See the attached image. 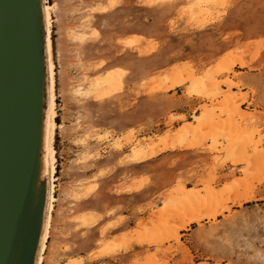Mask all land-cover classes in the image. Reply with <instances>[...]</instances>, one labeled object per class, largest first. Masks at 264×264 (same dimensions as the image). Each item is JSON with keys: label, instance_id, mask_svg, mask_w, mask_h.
Listing matches in <instances>:
<instances>
[{"label": "rangeland", "instance_id": "1", "mask_svg": "<svg viewBox=\"0 0 264 264\" xmlns=\"http://www.w3.org/2000/svg\"><path fill=\"white\" fill-rule=\"evenodd\" d=\"M45 2L33 263L264 264V0Z\"/></svg>", "mask_w": 264, "mask_h": 264}, {"label": "water", "instance_id": "2", "mask_svg": "<svg viewBox=\"0 0 264 264\" xmlns=\"http://www.w3.org/2000/svg\"><path fill=\"white\" fill-rule=\"evenodd\" d=\"M41 21L33 0H0V264L19 230L36 155L39 108L43 115ZM42 191L41 182L18 264H34Z\"/></svg>", "mask_w": 264, "mask_h": 264}, {"label": "bare ground", "instance_id": "3", "mask_svg": "<svg viewBox=\"0 0 264 264\" xmlns=\"http://www.w3.org/2000/svg\"><path fill=\"white\" fill-rule=\"evenodd\" d=\"M200 1V0H199ZM220 1V0H219ZM33 4H34V8H36V10L38 11L39 15L41 16L42 18V21L41 22H44L47 29L49 30V23H50V11H49V6L48 4L45 2V0H33ZM215 9V8H214ZM205 12V11H204ZM44 26V25H42ZM48 33V32H47ZM49 41V40H48ZM49 43V42H48ZM49 45V44H48ZM49 47V46H48ZM243 62V61H242ZM50 63V62H49ZM53 64V63H52ZM52 64H51V67H52ZM50 65V64H49ZM50 67V68H51ZM111 72V71H109ZM53 72H51L52 74ZM108 72H106L107 74ZM50 74V75H51ZM107 76V75H106ZM114 76V75H113ZM199 77V76H198ZM113 78V77H112ZM107 79V78H106ZM166 80V79H165ZM188 80V79H187ZM209 80V79H208ZM225 81H230L231 79L229 77H225L224 78ZM104 80L101 79H95L94 81V84L97 86V85H100L99 83L102 82ZM109 80H105V82L108 84ZM118 82V81H117ZM205 82V81H204ZM209 82V81H208ZM112 83V82H111ZM173 83V82H172ZM52 84V83H51ZM110 84V83H109ZM89 85H90V82H89ZM52 86V85H51ZM93 86V85H92ZM51 89V88H50ZM53 89V88H52ZM51 91V90H50ZM191 93V92H190ZM214 96V95H213ZM226 100V99H225ZM229 100V99H228ZM227 100V101H228ZM229 102H231L229 100ZM39 104H41V90L39 92ZM48 104V103H47ZM54 104H55V100H54V93L53 91L50 93V98H49V111H50V114L49 115H46V116H43L41 114L42 110L41 108H39V116H38V129H37V145H36V155H35V158H34V162H33V168H32V173H31V179H30V183H29V187H28V192H27V198H26V201H25V205H24V208H23V212H22V217H21V221H20V226H19V230H18V233L16 234V237L12 243V245L10 246L2 264H18L19 260H20V257H21V253H22V249H23V245H24V238L25 236L27 235V226H28V223L30 222V218H31V215H32V212H33V209L35 207V205L37 204L38 202V192L40 190V181H41V178L43 177V174L44 172H46L45 169L46 168V156L44 154V151L47 150L49 148V141L48 139H50L52 137V130L56 124V122L54 121L53 119V116L55 115V111H54ZM228 104V103H227ZM230 105V104H229ZM240 108V107H239ZM47 112V111H46ZM216 115V114H215ZM200 115H195V118L197 119ZM173 119V118H172ZM171 119V120H172ZM177 119V118H176ZM198 120V119H197ZM187 128L189 129H185L186 131L187 130H190L192 127L189 125L186 126ZM184 127V128H185ZM191 127V128H190ZM49 131V134L47 135ZM242 132V131H241ZM190 133V132H189ZM170 134V133H169ZM49 136V138H48ZM251 137V136H250ZM153 138V137H152ZM174 139V138H173ZM150 140V139H149ZM148 141V140H147ZM157 141V139H156ZM165 143L167 142L166 140H164ZM196 141V140H195ZM146 142V141H145ZM153 143V142H152ZM147 144V143H146ZM154 144V143H153ZM151 144V147L152 145ZM51 146V145H50ZM146 146H149L148 144ZM155 146V145H154ZM153 146V147H154ZM133 147V146H132ZM152 147V148H153ZM166 146H164L165 148ZM149 149V147H147ZM141 149V148H140ZM142 150V153H139V155H137L136 157V153L133 154V156L135 158H138L139 157H145L147 155V153L149 151H147V153L143 152L144 149H141ZM159 149L155 150H151V153H155L156 151H158ZM236 150V149H235ZM138 151H139V147H138ZM134 153V152H132ZM131 154V153H130ZM149 154V153H148ZM49 155H50V158L51 160L54 159V155H53V151L52 150H49ZM148 156V155H147ZM249 156V155H248ZM251 157V156H250ZM256 159V158H255ZM233 161H240L238 159H234ZM49 162V161H48ZM221 163V162H220ZM48 167V166H47ZM262 167V166H261ZM51 169L53 170V166L51 167ZM252 171V170H251ZM45 175V174H44ZM192 188V187H191ZM178 189L179 190H183L184 189V185L181 184L180 186H178ZM174 190V189H173ZM185 190V189H184ZM192 190V189H191ZM190 189H187V191H191ZM193 191V190H192ZM236 191V190H235ZM228 192V191H227ZM49 193V192H48ZM191 193V192H190ZM234 193V192H233ZM232 195L234 196V199L236 200V202L238 201L239 203L242 202V200L246 199L247 197H249V195L247 193H234ZM189 194V193H188ZM220 194V193H219ZM230 196V195H229ZM48 197L50 198L49 200L53 199V195L51 194H48ZM182 197V196H181ZM231 198V197H229ZM187 202V201H186ZM49 203V202H48ZM163 206V205H162ZM210 206V205H209ZM48 209H49V206H48ZM50 210V209H49ZM157 210V209H156ZM221 211V210H220ZM162 212V211H161ZM219 212V210L217 209V207L209 212H207V216H211V217H214L217 213ZM163 214V213H162ZM201 215V213H199ZM169 215V214H168ZM43 216V215H42ZM49 216V215H48ZM184 216V215H183ZM83 217V216H82ZM44 218V217H43ZM84 218V217H83ZM202 216H199V215H194V214H190L188 216H186V220L182 221V222H179V224H176L174 223L176 226L178 227H184L185 225H187L189 222L191 221H195V220H199L201 219ZM185 219V218H184ZM43 220V219H42ZM172 221V220H171ZM43 222V221H42ZM169 221H167L168 223ZM44 223V222H43ZM47 223H48V217L46 219V223H45V229H44V232H43V235H42V239H41V243L44 244L45 243V240H46V228H47ZM173 224V223H172ZM174 225V226H175ZM43 227V224H41V228ZM170 227V226H169ZM41 230V229H40ZM169 231V230H168ZM171 232V231H170ZM42 234V233H41ZM41 237V236H40ZM167 238H173L175 239L176 241L179 240V235L177 233V231H173L172 233H169L167 235ZM142 239V238H141ZM140 239V240H141ZM148 239V238H147ZM146 241V238L143 239V241ZM139 241V240H138ZM139 242H142V241H139ZM149 242H157V241H152V240H149ZM108 244V243H106ZM116 244V243H115ZM110 245V244H109ZM128 245V244H127ZM115 246V245H113ZM117 246V244H116ZM39 247V246H38ZM106 246H104L105 248ZM109 247V246H108ZM107 247V248H108ZM119 247V246H118ZM116 250V249H114ZM104 251V250H103ZM99 254V253H98ZM82 258V257H81ZM80 259V258H79ZM40 259H38L39 261ZM74 264V263H73Z\"/></svg>", "mask_w": 264, "mask_h": 264}]
</instances>
